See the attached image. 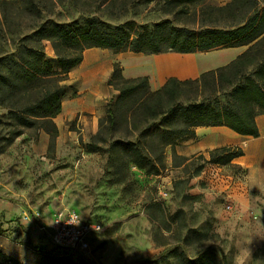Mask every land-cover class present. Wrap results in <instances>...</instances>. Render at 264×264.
<instances>
[{"label":"rangeland","instance_id":"1","mask_svg":"<svg viewBox=\"0 0 264 264\" xmlns=\"http://www.w3.org/2000/svg\"><path fill=\"white\" fill-rule=\"evenodd\" d=\"M138 1L127 6L126 16L112 19L105 16V8L101 7V20L109 26L132 20L151 27L168 19L174 25L197 30L202 26L230 28L246 13L243 8L233 7L224 12L215 10L230 0H204L200 5L181 8V13L174 15L163 13L160 0ZM263 3L259 0L257 5ZM134 12L136 16H132ZM53 15L50 17L57 21H69L76 14L66 6L55 7ZM42 46L52 68L59 70L50 42L43 41ZM2 49L12 51L9 45ZM157 55L129 59L128 64L146 72L149 79L155 73L153 60ZM98 56L101 55L95 53L93 57ZM250 62L249 58L243 61L238 68L241 74L251 75L254 70ZM234 70L237 71L232 69L233 74L226 73L219 83H206L197 91L193 86H183L176 102L187 104L217 97L224 103L228 84L238 80ZM63 78L59 82L61 112L52 120L58 130L55 137L43 130L29 129L10 139L6 127L0 125V241L43 252L47 248L40 245L43 240L39 228L55 214L75 212L82 221L101 227L99 233L91 236L87 253H79L77 261L236 264L238 245L250 239L252 254L244 264H264V187L250 190L245 185V170L231 162L215 164L219 166L218 176H210L208 152L179 154L183 142L189 139L173 146L158 145L160 134L167 129L158 118L149 121V130L145 131L144 123L133 117L123 122L119 116L118 125L110 131L108 105L118 92L107 81L96 87L104 99L101 94L84 96L79 93L77 82L68 75ZM8 103L17 107L22 102L14 95ZM6 111L0 103V117ZM132 144L151 149L149 157L158 166L157 172L148 173L130 162ZM236 200L246 209L243 218ZM228 204L231 209L226 208ZM47 250L55 254V250Z\"/></svg>","mask_w":264,"mask_h":264},{"label":"trees","instance_id":"2","mask_svg":"<svg viewBox=\"0 0 264 264\" xmlns=\"http://www.w3.org/2000/svg\"><path fill=\"white\" fill-rule=\"evenodd\" d=\"M153 0H144L143 2ZM204 0H160L166 15L180 14L181 8L200 5ZM259 0H230L215 10L243 8L241 21L230 28L202 26L197 30L174 25L165 19L151 27L124 20L109 26L101 20V7L109 19L123 17L129 4L138 0H0V103L6 115L0 125L6 127L10 139L23 130H43L52 138L58 133L53 118L61 112L62 81L80 64L83 52L89 48L128 50L145 55L176 52L180 54L206 52L221 48L249 45L248 49L229 65L208 71L195 80L180 81L169 78L162 87L152 91L147 77L125 79L118 63L113 65L108 85L118 92L108 105V129L118 125V117H133L144 123L158 118L167 126L160 134L158 145L173 146L178 141L195 136L199 126H225L243 136L258 137L254 121L257 110L264 111V3ZM69 7L75 16L69 21H57L54 8ZM249 12V14H248ZM202 14V11H201ZM205 12H203V15ZM73 16V15H72ZM136 16V12L132 13ZM50 42L57 58L55 71L46 59L42 42ZM12 51H3V46ZM260 54V55H259ZM253 67L251 75L241 74L239 67L246 59ZM236 73L237 82L229 83L223 94L224 103L217 97L200 102L182 104L176 99L185 85L195 87L217 84L226 73ZM233 74V73H232ZM17 95L20 105H10V97ZM153 142V141H152ZM130 162L148 173L157 172L151 149L129 145ZM243 155L239 147H220L209 152L208 162L225 165ZM200 261V259H198ZM0 264H23L1 252ZM38 264H88L84 260L68 258L43 251Z\"/></svg>","mask_w":264,"mask_h":264},{"label":"crops","instance_id":"3","mask_svg":"<svg viewBox=\"0 0 264 264\" xmlns=\"http://www.w3.org/2000/svg\"><path fill=\"white\" fill-rule=\"evenodd\" d=\"M248 47L249 45H242L206 52L159 54L153 60L155 73L152 77L149 76L148 79L150 89H159L169 78H176L181 81L198 79L205 72L229 65L243 54ZM95 53L101 56L93 57ZM140 56L145 55L128 50L117 53L109 49L89 48L84 50L80 64L67 75L72 81L77 82L80 94L93 97L101 94L97 88L103 86L110 79L115 63L120 64L122 76L125 79L147 77L146 72L134 69L132 65L128 64L129 59H138ZM208 58H210V61L207 60ZM106 93L108 92L106 91ZM101 96V99L105 98V95L101 94ZM254 121L259 133L256 138L237 134L225 126L196 127L194 129L195 136L183 142L179 154L190 156L209 153L220 147H239L243 151V155L233 159L231 164L245 170V185L250 190L254 188L261 189L264 187V111L257 110ZM250 173L254 178V182L249 180ZM44 243L42 241L40 245L43 246ZM0 248L23 264H38L42 253L41 251L33 252L21 249L18 246L4 243L3 240L0 241Z\"/></svg>","mask_w":264,"mask_h":264},{"label":"built area","instance_id":"4","mask_svg":"<svg viewBox=\"0 0 264 264\" xmlns=\"http://www.w3.org/2000/svg\"><path fill=\"white\" fill-rule=\"evenodd\" d=\"M218 167L210 164L208 174L218 176ZM226 198L229 199V196ZM226 208L231 209V204ZM39 229L45 242L43 247L72 259H76L79 253L87 252L91 236L101 231L100 225L82 221L75 212L55 214L50 222L43 224ZM47 249L43 251H48Z\"/></svg>","mask_w":264,"mask_h":264},{"label":"clouds","instance_id":"5","mask_svg":"<svg viewBox=\"0 0 264 264\" xmlns=\"http://www.w3.org/2000/svg\"><path fill=\"white\" fill-rule=\"evenodd\" d=\"M249 180L254 182V178L252 177L251 173L249 175ZM236 206L239 208V215L243 218L246 215V209L243 206V203L239 200L234 201ZM252 241L250 239L244 241L242 244L238 245L237 253H236V264H244L245 259L251 256V245Z\"/></svg>","mask_w":264,"mask_h":264}]
</instances>
